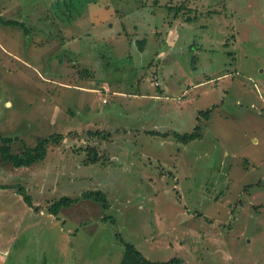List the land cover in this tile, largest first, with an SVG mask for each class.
I'll list each match as a JSON object with an SVG mask.
<instances>
[{"label": "rangeland", "instance_id": "obj_1", "mask_svg": "<svg viewBox=\"0 0 264 264\" xmlns=\"http://www.w3.org/2000/svg\"><path fill=\"white\" fill-rule=\"evenodd\" d=\"M19 1L2 17L24 24L0 21L15 34L0 146L63 137L28 166L0 155L19 220L4 264H119L122 240L174 264H264V0ZM88 191L104 199L46 207Z\"/></svg>", "mask_w": 264, "mask_h": 264}, {"label": "trees", "instance_id": "obj_2", "mask_svg": "<svg viewBox=\"0 0 264 264\" xmlns=\"http://www.w3.org/2000/svg\"><path fill=\"white\" fill-rule=\"evenodd\" d=\"M7 23L9 24H16L21 25L24 24L22 22L16 21V20H7ZM211 109H209L207 112H209ZM202 135L201 130H199V126L197 125L196 129L191 132L183 135L181 138L183 140L193 139L196 137H200ZM59 137H63L61 134L52 135L48 139H44L34 148H24L22 152L13 154L11 151V148L9 146H0V155H3L5 160H8L11 162L14 166L20 167V166H28L31 165L32 162L44 158L46 154V149L49 140L57 141ZM3 141L6 143L12 142L10 138L8 137H2ZM1 186H4L2 184ZM8 186V185H5ZM21 190V189H20ZM22 191V190H21ZM24 192V191H23ZM84 197L86 198H99L104 199V195L100 191H88L84 193ZM25 198L29 203H32L31 198L29 195L25 194ZM79 198H72L69 196H63L59 200L53 201L51 203L49 209L55 213L59 212L63 207L70 206L72 203L78 201ZM103 204H106V199L103 202ZM122 240V239H121ZM125 245V252L123 254V257L120 261V264H169L171 262H174V260L171 261H163V262H156L148 259L144 253L137 248L133 243L126 242L122 240Z\"/></svg>", "mask_w": 264, "mask_h": 264}, {"label": "crops", "instance_id": "obj_3", "mask_svg": "<svg viewBox=\"0 0 264 264\" xmlns=\"http://www.w3.org/2000/svg\"><path fill=\"white\" fill-rule=\"evenodd\" d=\"M0 2H1V0H0ZM3 2H5L6 4L5 5H2L1 3H0V21L3 23V24H5V25H15V26H18V25H16V24H9V23H7V20H15V19H8V18H3L2 17V15L5 13V12H11L14 8L16 9L17 7L19 8L20 7V5H21V2L19 1V0H16L14 3L13 2H10L9 4H7L8 2L6 1V0H3ZM13 12V11H12ZM17 21V20H16ZM20 22V21H19ZM13 36H15V34H10V33H8V34H0V47H2L3 49H5L6 50V48H7V45H10V44H7L8 42L7 41H9L10 39H12V37ZM7 42V43H6ZM10 42V41H9ZM13 48L12 49H14V51L10 48V50H9V53L13 56V57H18V55H17V53L15 52V45H11ZM202 82H200V83H197V84H201ZM80 88H83V87H80ZM84 88H86V90L88 89L87 87H84ZM85 90V89H84ZM7 104H9V105H11L12 104V102L10 101V100H8L7 101ZM3 184V182H1L0 181V187H7V186H5V184H4V186H1ZM6 191V190H5ZM24 195V196H23ZM22 195V198H24V200L29 204V205H32L33 207L35 206V211L37 212V213H44L45 211V208L47 207V209H48V211H49V213L50 214H53L54 216H57L58 217V214L60 213V212H62L63 210L61 209V210H59V212H57V213H55V212H53V211H51L50 209H49V207H50V205L51 204H49V205H47L46 207H43V206H41V204H39V205H35L34 203H33V201H32V199H31V201H32V203H29L27 200H26V198H25V194H23ZM5 198L6 199V201H1L0 200V229H5V231L3 232V236H4V239L3 240H1V238H0V243H1V241L3 242V244H5V241H7L8 242V240H7V237L9 236L8 235V233H7V227H10V228H12L13 226H15V225H17V223H18V217H17V213H16V210L14 209V206H16L17 205V203H15V202H13V199H12V196H9L8 194H7V192H5V193H3V194H0V199L1 198ZM69 197H71V196H69ZM31 198V197H30ZM72 198H76V197H72ZM79 198V200L78 201H76V202H74V203H72L70 206H65L66 208L67 207H75V206H81V204H79L80 202H81V200H84V199H92V198H86V197H84V194L82 195V197L80 196V197H78ZM94 199V198H93ZM22 203V202H21ZM79 204V205H78ZM64 208V207H63ZM78 211H81V209H79ZM74 212H77V211H74ZM78 213H86L85 212V209H83V211L82 212H78ZM88 215H90V214H86V216H88ZM79 219L80 218H75L74 217V221H79ZM19 224V223H18ZM214 224V223H213ZM5 233H6V235H5ZM72 233V232H71ZM63 244H65V243H63ZM72 242L71 241H69V242H66V247H71L72 246ZM3 254V255H2ZM145 255V254H144ZM8 256V252H7V246L5 245L4 247L2 246V247H0V264H4L5 263V259H6V257ZM146 256V255H145ZM148 259H150L151 260V258L150 257H148V256H146ZM27 259H20V260H22V263L23 264H53L52 263V261L53 260H55V257H52L48 262H45V261H35L36 259H38V258H36V257H26ZM96 260H99L98 258H96ZM35 261V262H34ZM100 261V260H99ZM121 261V260H120ZM152 261H156V262H158L159 260H152ZM160 262H163V261H160ZM59 263H62L61 262V260L59 261V262H57L56 264H59ZM115 264H117V262L115 263ZM120 264V263H119ZM171 264H174V263H171Z\"/></svg>", "mask_w": 264, "mask_h": 264}]
</instances>
